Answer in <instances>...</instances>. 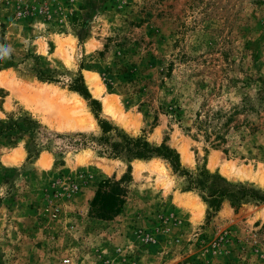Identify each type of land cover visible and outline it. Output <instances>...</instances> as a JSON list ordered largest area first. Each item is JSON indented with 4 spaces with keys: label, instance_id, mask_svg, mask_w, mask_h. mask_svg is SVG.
Instances as JSON below:
<instances>
[{
    "label": "rangeland",
    "instance_id": "obj_1",
    "mask_svg": "<svg viewBox=\"0 0 264 264\" xmlns=\"http://www.w3.org/2000/svg\"><path fill=\"white\" fill-rule=\"evenodd\" d=\"M204 110L231 116L225 144L195 134ZM100 119L227 195L109 156ZM121 178L120 213L98 218L99 182ZM0 264H264V0H0Z\"/></svg>",
    "mask_w": 264,
    "mask_h": 264
},
{
    "label": "trees",
    "instance_id": "obj_2",
    "mask_svg": "<svg viewBox=\"0 0 264 264\" xmlns=\"http://www.w3.org/2000/svg\"><path fill=\"white\" fill-rule=\"evenodd\" d=\"M70 90L78 92L83 98L90 99L91 105H98V102L91 99V96L85 87L82 79L70 85ZM225 116L221 110H204L203 112H196L192 120V126L196 135H201L205 141H208L212 146L216 147L227 142V135L229 133L228 121L231 116L226 118L225 122L220 123L219 120ZM102 136L99 140L108 144L104 147L105 153L113 157H124L126 160L133 159H150L152 156H159L169 162L175 172H181L187 176L188 185L186 190H198L200 196L204 201H210L214 206H218L220 200L227 195L225 188L217 186L216 177L223 180L222 177L211 174L206 169H201L197 176H193L186 169H184L179 161V154L173 148L163 141L159 145H151L143 137H130L121 131L117 130L119 141L109 142L108 135L113 129H117L106 120H99ZM110 143V144H109ZM109 147V148H107ZM226 151V150H224ZM130 167V166H128ZM123 178L119 180L105 179L99 182L94 196L91 200V211L102 219H111L120 213L121 207L125 201L126 190L121 185ZM214 186L211 192L208 191V186ZM234 195V194H233ZM255 199H263L255 191H251L249 195ZM237 201V200H235Z\"/></svg>",
    "mask_w": 264,
    "mask_h": 264
},
{
    "label": "bare ground",
    "instance_id": "obj_3",
    "mask_svg": "<svg viewBox=\"0 0 264 264\" xmlns=\"http://www.w3.org/2000/svg\"><path fill=\"white\" fill-rule=\"evenodd\" d=\"M88 76H89V79H90V80H91V79L94 80V84L97 86V82L95 81L96 78H94V74L89 73ZM97 87H98V86H97ZM97 87H96V89H95V93H96V94L99 92V90H98L99 88H97ZM77 98H78V97H77ZM78 99H79V98H78ZM78 101H79V100H78ZM75 104H76V103H75ZM70 105H71V104H70ZM83 105H84V103H83ZM76 106H77V105H76ZM79 106H80V105H79ZM81 106H82V105H81ZM72 107H73V106H72ZM107 112H110V108H107ZM79 113H81V112H78V113H76V114H78V115L80 116ZM83 113H85V112H83ZM83 113H82V114H83ZM85 115H86V114H85ZM111 115L114 116L113 113H111ZM81 119H82V118H81ZM81 119H80V120H81ZM186 151H187V150H186ZM183 152H184V154H183L184 157L188 158L187 156L189 155V153H188V155H187L185 151H183ZM212 162H213V161H212ZM138 169H139V168H138Z\"/></svg>",
    "mask_w": 264,
    "mask_h": 264
}]
</instances>
